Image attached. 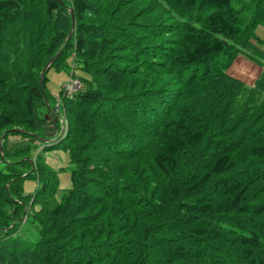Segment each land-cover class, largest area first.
Listing matches in <instances>:
<instances>
[{"label":"trees","instance_id":"16d2710c","mask_svg":"<svg viewBox=\"0 0 264 264\" xmlns=\"http://www.w3.org/2000/svg\"><path fill=\"white\" fill-rule=\"evenodd\" d=\"M260 25L264 0H0V264H264Z\"/></svg>","mask_w":264,"mask_h":264},{"label":"rangeland","instance_id":"374dc122","mask_svg":"<svg viewBox=\"0 0 264 264\" xmlns=\"http://www.w3.org/2000/svg\"><path fill=\"white\" fill-rule=\"evenodd\" d=\"M61 67L55 68L52 67L47 72V83H46V90L50 98L54 97L57 98L59 90L62 86H67L73 83L71 82H78V78L81 75L79 69L75 68L72 69V56L65 55L61 60ZM74 70L75 75L72 76V71ZM70 83V84H68ZM72 87V86H71ZM70 87V88H71ZM66 127V124L63 122V127ZM51 165L59 169V178H60V187L67 188L70 186V171H69V162L66 154L64 152H54L47 157ZM29 184L32 185V182L29 181L26 186L28 187Z\"/></svg>","mask_w":264,"mask_h":264},{"label":"crops","instance_id":"0c3cea01","mask_svg":"<svg viewBox=\"0 0 264 264\" xmlns=\"http://www.w3.org/2000/svg\"><path fill=\"white\" fill-rule=\"evenodd\" d=\"M257 34L264 40V26L260 25L257 28ZM264 48V43H263ZM263 67L258 63L252 61L248 57L240 54L233 61L232 65L229 67L228 72L248 84H254L256 78L259 76Z\"/></svg>","mask_w":264,"mask_h":264},{"label":"water","instance_id":"95a60500","mask_svg":"<svg viewBox=\"0 0 264 264\" xmlns=\"http://www.w3.org/2000/svg\"><path fill=\"white\" fill-rule=\"evenodd\" d=\"M71 35V33L69 34V36ZM55 59V57L54 58H52L50 61H49V63L45 66V68L42 70V72H41V76L45 73V71H47L48 69H49V67H50V65H51V63L53 62V60Z\"/></svg>","mask_w":264,"mask_h":264},{"label":"built area","instance_id":"2783aa9c","mask_svg":"<svg viewBox=\"0 0 264 264\" xmlns=\"http://www.w3.org/2000/svg\"><path fill=\"white\" fill-rule=\"evenodd\" d=\"M71 83H73V82H71ZM76 83H77V82H76ZM76 83L74 82L73 84H71V85H70V87L72 86L71 88L69 87V85H67V86H66L67 90L70 92V91H72L74 88H76V86H77ZM68 84H70V83H68Z\"/></svg>","mask_w":264,"mask_h":264}]
</instances>
